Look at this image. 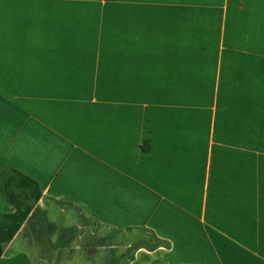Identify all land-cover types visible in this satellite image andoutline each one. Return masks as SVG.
I'll use <instances>...</instances> for the list:
<instances>
[{
    "label": "crops",
    "instance_id": "1",
    "mask_svg": "<svg viewBox=\"0 0 264 264\" xmlns=\"http://www.w3.org/2000/svg\"><path fill=\"white\" fill-rule=\"evenodd\" d=\"M10 168L0 264H264V0H0Z\"/></svg>",
    "mask_w": 264,
    "mask_h": 264
},
{
    "label": "trees",
    "instance_id": "2",
    "mask_svg": "<svg viewBox=\"0 0 264 264\" xmlns=\"http://www.w3.org/2000/svg\"><path fill=\"white\" fill-rule=\"evenodd\" d=\"M1 178L6 199L14 211L0 213V258L42 195L36 181L15 169L2 171Z\"/></svg>",
    "mask_w": 264,
    "mask_h": 264
},
{
    "label": "rangeland",
    "instance_id": "3",
    "mask_svg": "<svg viewBox=\"0 0 264 264\" xmlns=\"http://www.w3.org/2000/svg\"><path fill=\"white\" fill-rule=\"evenodd\" d=\"M84 225L86 226V228H97L96 226V224H94V223H92V221L91 220H86L85 222H84ZM115 238V236H113V238H112V236H109V243H112L113 242V239Z\"/></svg>",
    "mask_w": 264,
    "mask_h": 264
}]
</instances>
